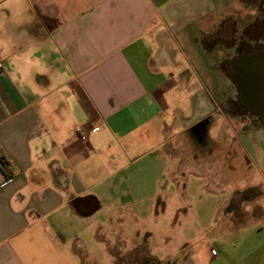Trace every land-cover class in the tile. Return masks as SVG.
Wrapping results in <instances>:
<instances>
[{
	"label": "crops",
	"instance_id": "obj_1",
	"mask_svg": "<svg viewBox=\"0 0 264 264\" xmlns=\"http://www.w3.org/2000/svg\"><path fill=\"white\" fill-rule=\"evenodd\" d=\"M196 6L0 0V264H117L110 243L120 241L126 252L129 237L132 243L148 233L139 230L133 206L151 199L148 190L155 198L175 183L162 178L163 159L190 145L192 125L220 112L163 37L165 21L178 29L193 23ZM77 125L89 129L88 143ZM229 127L210 140L228 141V131L264 156V131L240 138ZM249 204L252 210L256 202ZM222 206L229 210V200ZM252 213L243 226L234 212L222 213L216 229L184 235L186 263L264 264V214Z\"/></svg>",
	"mask_w": 264,
	"mask_h": 264
},
{
	"label": "rangeland",
	"instance_id": "obj_2",
	"mask_svg": "<svg viewBox=\"0 0 264 264\" xmlns=\"http://www.w3.org/2000/svg\"><path fill=\"white\" fill-rule=\"evenodd\" d=\"M193 1L197 4L192 12L193 17H190L193 23L178 29L173 27V22L165 21L169 30L163 37L176 45L172 57L177 55L180 65L186 62L182 59H187L186 63L199 74L209 100L221 104L220 112L214 113L215 118L209 121L207 129L202 128L196 134L190 131V145L186 144L177 151L174 159L168 162L167 158L163 159L162 164L166 163V169L162 178L174 176L175 183L166 189V185L161 186L155 198H152L155 189L148 190L151 199L133 206L139 230L144 229L150 234L132 238V243L129 237L125 241L129 244L126 252L121 251L123 243L112 238L115 243L110 245L117 264H187L184 257L187 246H183L186 236H194L197 230L208 225L216 229L221 224L222 213L229 215L234 212L232 218L237 227L246 223L248 211L264 214V156L259 158L247 140H238L228 131L224 136L227 139L230 134L228 141L216 143L209 138V133L213 135L226 131L230 125L237 135H243L246 130L260 131L261 125L264 126L259 121L247 120L242 111L230 109L237 100V93L233 82L220 67L223 59L231 54L229 48L233 40L223 39L222 43L219 40L226 37L225 32L232 31L236 18H251L254 15L250 8L236 0ZM216 43H219L217 47ZM219 146L225 151L220 152ZM226 199L229 200V210L222 208V202ZM163 202L166 204L163 205ZM255 202L251 210L249 203ZM252 226L244 227L249 229ZM114 228L115 225L109 226V230ZM218 230L208 232L213 236ZM237 238L234 236L233 241ZM86 241L92 248L91 238H86ZM178 245L183 246L179 254ZM100 251L101 248L96 247V253Z\"/></svg>",
	"mask_w": 264,
	"mask_h": 264
},
{
	"label": "flooded vegetation",
	"instance_id": "obj_3",
	"mask_svg": "<svg viewBox=\"0 0 264 264\" xmlns=\"http://www.w3.org/2000/svg\"><path fill=\"white\" fill-rule=\"evenodd\" d=\"M214 1L217 2L218 0ZM236 2H241L242 5L250 8L254 16H251V18L247 16L241 19L236 18L235 25H232V31L225 32L226 37L219 40L221 43L223 39L233 40V45L231 44L232 46L229 48L231 54L224 59L222 58L223 62L220 67L224 74L233 82L237 93V100L230 109L236 112L242 111L249 121L253 119L260 123H264V108L248 107L240 98V87L238 82L241 75L248 67L249 60L253 57L264 59V0H236ZM239 28L242 30L240 31ZM217 39L218 37H216V40ZM218 44L219 43H216L215 47H217ZM209 121L210 119L204 118L200 122H197L191 129V133L194 131L193 133L196 134V132H200L202 128L207 129ZM261 126V130L264 131V126Z\"/></svg>",
	"mask_w": 264,
	"mask_h": 264
},
{
	"label": "water",
	"instance_id": "obj_4",
	"mask_svg": "<svg viewBox=\"0 0 264 264\" xmlns=\"http://www.w3.org/2000/svg\"><path fill=\"white\" fill-rule=\"evenodd\" d=\"M239 94L248 107L264 108V59L253 57L241 75Z\"/></svg>",
	"mask_w": 264,
	"mask_h": 264
},
{
	"label": "built area",
	"instance_id": "obj_5",
	"mask_svg": "<svg viewBox=\"0 0 264 264\" xmlns=\"http://www.w3.org/2000/svg\"><path fill=\"white\" fill-rule=\"evenodd\" d=\"M4 69V66H3V63L0 62V73L3 71ZM99 128L98 127H95L92 129V131L96 132L98 131ZM74 131L75 133L77 134V136L80 138V140L84 143H88V137H89V129L87 127H85L84 125H77L75 128H74ZM2 166L8 170L11 169V165L7 162H3Z\"/></svg>",
	"mask_w": 264,
	"mask_h": 264
},
{
	"label": "trees",
	"instance_id": "obj_6",
	"mask_svg": "<svg viewBox=\"0 0 264 264\" xmlns=\"http://www.w3.org/2000/svg\"><path fill=\"white\" fill-rule=\"evenodd\" d=\"M228 209H230V206L228 207Z\"/></svg>",
	"mask_w": 264,
	"mask_h": 264
}]
</instances>
